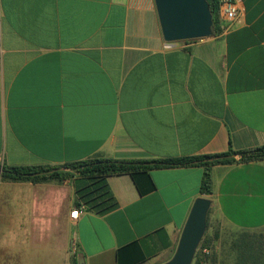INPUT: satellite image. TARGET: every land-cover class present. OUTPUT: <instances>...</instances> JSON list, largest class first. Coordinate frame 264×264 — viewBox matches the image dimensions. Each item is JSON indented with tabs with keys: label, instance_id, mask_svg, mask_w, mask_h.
Segmentation results:
<instances>
[{
	"label": "crops",
	"instance_id": "0c3cea01",
	"mask_svg": "<svg viewBox=\"0 0 264 264\" xmlns=\"http://www.w3.org/2000/svg\"><path fill=\"white\" fill-rule=\"evenodd\" d=\"M234 1L228 29L166 43L154 0H0V166L263 146L264 0ZM202 175L178 166L110 176L118 206L104 216L76 207L75 177L0 175V264H77L79 254L85 264H163L200 197L228 239L264 232V160L212 166L208 197Z\"/></svg>",
	"mask_w": 264,
	"mask_h": 264
},
{
	"label": "trees",
	"instance_id": "16d2710c",
	"mask_svg": "<svg viewBox=\"0 0 264 264\" xmlns=\"http://www.w3.org/2000/svg\"><path fill=\"white\" fill-rule=\"evenodd\" d=\"M212 15L213 34L223 31L218 20L219 0H206ZM264 160V145L240 151H229L226 154L215 156H195L182 159H152L118 161L111 159L93 158L64 165L63 167H6L0 166V175L14 181H31L34 183L66 180L75 177V204L93 214L104 216L117 208V202L111 193L106 179L113 175L133 174L145 172L154 168L178 166H199L203 168L200 194L211 195L210 170L215 165L233 163H249ZM64 168L66 170H61ZM208 215L206 231L199 244L192 264H264V232L254 233L239 231L225 240L220 252L212 251L218 233L209 235ZM208 248L210 253L203 255L201 250ZM120 264V263H119Z\"/></svg>",
	"mask_w": 264,
	"mask_h": 264
},
{
	"label": "water",
	"instance_id": "95a60500",
	"mask_svg": "<svg viewBox=\"0 0 264 264\" xmlns=\"http://www.w3.org/2000/svg\"><path fill=\"white\" fill-rule=\"evenodd\" d=\"M163 40L176 43L213 35L212 15L206 0H154ZM211 206L208 198H197L181 229L171 258L163 264H192L205 231ZM77 264H85L82 254Z\"/></svg>",
	"mask_w": 264,
	"mask_h": 264
},
{
	"label": "built area",
	"instance_id": "2783aa9c",
	"mask_svg": "<svg viewBox=\"0 0 264 264\" xmlns=\"http://www.w3.org/2000/svg\"><path fill=\"white\" fill-rule=\"evenodd\" d=\"M223 14V20L221 21L222 29H228L234 23L237 22L239 16V10L237 9L236 3L234 0H219V9ZM78 211H73L71 213V218L76 219ZM203 255H208L210 250L208 248H203L201 250Z\"/></svg>",
	"mask_w": 264,
	"mask_h": 264
},
{
	"label": "rangeland",
	"instance_id": "374dc122",
	"mask_svg": "<svg viewBox=\"0 0 264 264\" xmlns=\"http://www.w3.org/2000/svg\"><path fill=\"white\" fill-rule=\"evenodd\" d=\"M209 235H213L214 233H218V238L219 240L216 242L218 243L219 248L221 247L222 243L228 239V237L232 234V232L230 231H224V230H220L218 228V225L213 222V220H210V218H208V230H207ZM215 251V248L213 246L212 251ZM218 264H220V262H218Z\"/></svg>",
	"mask_w": 264,
	"mask_h": 264
}]
</instances>
